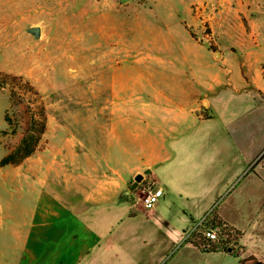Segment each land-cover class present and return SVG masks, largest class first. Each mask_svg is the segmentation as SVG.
Segmentation results:
<instances>
[{"label": "crops", "instance_id": "crops-1", "mask_svg": "<svg viewBox=\"0 0 264 264\" xmlns=\"http://www.w3.org/2000/svg\"><path fill=\"white\" fill-rule=\"evenodd\" d=\"M232 1L213 36L238 31L235 43L177 44L190 97L170 98L154 126L156 157H124L121 140L113 161L53 175L49 189L39 175L32 193L0 188V264H264V0ZM138 172L164 190L151 209L129 199ZM207 212L239 230V253L184 239Z\"/></svg>", "mask_w": 264, "mask_h": 264}, {"label": "rangeland", "instance_id": "rangeland-1", "mask_svg": "<svg viewBox=\"0 0 264 264\" xmlns=\"http://www.w3.org/2000/svg\"><path fill=\"white\" fill-rule=\"evenodd\" d=\"M232 2L0 0V161L28 127H39L34 120H40L41 110L46 113L45 132L31 157L0 165V188L29 194L39 175L49 189L53 175L57 180L68 170H93L99 161H113L121 140L124 157H156L170 98L190 97L179 91L185 52L177 44L198 52L203 44L217 50L235 43L238 31L219 33L218 42L213 36L217 11H231ZM225 18L224 24H234ZM37 25L39 35L31 31ZM131 141L132 148L126 147ZM151 181H139L129 199L143 203ZM207 221L225 223L213 213ZM230 227L235 231L227 244L212 243V250L233 244L229 251H241L240 232Z\"/></svg>", "mask_w": 264, "mask_h": 264}, {"label": "built area", "instance_id": "built-area-1", "mask_svg": "<svg viewBox=\"0 0 264 264\" xmlns=\"http://www.w3.org/2000/svg\"><path fill=\"white\" fill-rule=\"evenodd\" d=\"M164 190L160 185L151 183L147 187L146 194L143 198V204L147 209L153 208L162 195ZM211 212H207L202 216L188 231L184 233V239L192 242L194 245L203 250L211 249V245L216 243H226L228 238L234 234L235 229L227 223H213L207 221V216ZM233 244H230L228 250H233Z\"/></svg>", "mask_w": 264, "mask_h": 264}, {"label": "trees", "instance_id": "trees-1", "mask_svg": "<svg viewBox=\"0 0 264 264\" xmlns=\"http://www.w3.org/2000/svg\"><path fill=\"white\" fill-rule=\"evenodd\" d=\"M1 75V74H0ZM0 84L2 81L0 80ZM38 114L40 116V120H34L36 123H39V127L33 131V128L28 127L25 134L22 136V139L17 144V146L13 149V151L9 152L3 158H1L0 165L5 164H13L19 163L26 157L31 156L38 147L39 141L41 139L42 134L45 132L46 128V113L43 110ZM8 118L6 117V120ZM264 157V154L260 157V160Z\"/></svg>", "mask_w": 264, "mask_h": 264}, {"label": "water", "instance_id": "water-1", "mask_svg": "<svg viewBox=\"0 0 264 264\" xmlns=\"http://www.w3.org/2000/svg\"><path fill=\"white\" fill-rule=\"evenodd\" d=\"M31 31H32V32H35L37 35H39L40 32H41V27L38 26V25H37V26H33V27H31ZM143 178H144V176H143L142 173H137V174L135 175V181H134L132 187H133V188L136 187V186L138 185L139 181H141ZM259 264H260V263H259Z\"/></svg>", "mask_w": 264, "mask_h": 264}]
</instances>
